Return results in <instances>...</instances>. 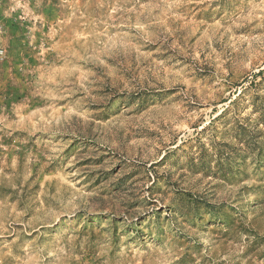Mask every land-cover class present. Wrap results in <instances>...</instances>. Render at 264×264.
Here are the masks:
<instances>
[{"label": "rangeland", "instance_id": "374dc122", "mask_svg": "<svg viewBox=\"0 0 264 264\" xmlns=\"http://www.w3.org/2000/svg\"><path fill=\"white\" fill-rule=\"evenodd\" d=\"M0 264H264V0H0Z\"/></svg>", "mask_w": 264, "mask_h": 264}]
</instances>
